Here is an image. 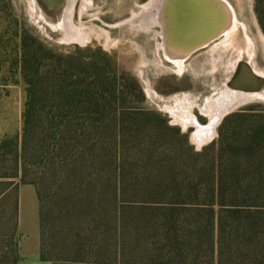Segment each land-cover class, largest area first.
<instances>
[{
	"label": "trees",
	"instance_id": "16d2710c",
	"mask_svg": "<svg viewBox=\"0 0 264 264\" xmlns=\"http://www.w3.org/2000/svg\"><path fill=\"white\" fill-rule=\"evenodd\" d=\"M15 38L8 52L0 36V99L5 70L26 84L21 132L0 140V264L19 262L21 185L53 264H264L262 116L225 118L248 125L194 152L108 58Z\"/></svg>",
	"mask_w": 264,
	"mask_h": 264
},
{
	"label": "rangeland",
	"instance_id": "374dc122",
	"mask_svg": "<svg viewBox=\"0 0 264 264\" xmlns=\"http://www.w3.org/2000/svg\"><path fill=\"white\" fill-rule=\"evenodd\" d=\"M227 1L233 8L235 26L229 36H219L180 64L164 56L159 47V27L147 25V19L142 17L146 11L156 13L157 0H0L1 47L15 52V35L27 32L52 55L106 57L109 70H122L137 80L144 107L164 118L169 127L178 129L187 146L199 152L213 145L208 150L213 152L224 134L244 130L248 125L235 124L233 120L225 123V118L245 112L250 122L258 121V116L264 118V0H259L261 25L255 0ZM149 3L155 4L148 7ZM69 6L70 23L75 26L71 27L81 35L78 40H68L62 28ZM244 68L253 79H246L250 82L243 85L253 83L249 88L252 90L233 91L240 84L237 75H242ZM1 81L0 140L20 134L26 99V84L19 70H5ZM218 108H224V113L213 136L198 142L197 127L191 121L195 120L198 126L205 124L211 110ZM180 117L187 119L188 125L184 126ZM31 207L26 203L29 227L37 218L36 214L31 219L35 214ZM22 244L25 246L28 240Z\"/></svg>",
	"mask_w": 264,
	"mask_h": 264
},
{
	"label": "bare ground",
	"instance_id": "6f19581e",
	"mask_svg": "<svg viewBox=\"0 0 264 264\" xmlns=\"http://www.w3.org/2000/svg\"><path fill=\"white\" fill-rule=\"evenodd\" d=\"M154 4L150 3L149 6ZM154 9H156V13L146 12L142 17L147 19V25L153 24L159 27L158 36L162 41L159 44L160 49L168 60L178 64L182 63L194 51L209 46L219 36H229L228 34L235 27L233 8L227 0H157ZM70 11L72 10L69 6L66 11L67 21L62 25V28L68 40H78L81 35L72 29L75 26L70 23ZM165 13L169 17L164 19ZM251 76L247 68H244L242 75H237V79L240 80L239 86L241 85L240 87L244 91L252 90L249 89L252 82L251 85H243L245 82L249 83L250 81L247 80L250 78L253 79ZM237 82L239 83V81ZM232 86L235 87V85ZM228 92L226 93L228 94ZM219 109L211 110L207 126H198V123L194 122L195 120L191 121V124L194 123L197 127L195 136L198 137V142H203L213 136L215 127L224 113L222 111L224 108ZM205 110L208 112L207 108ZM180 118L184 126L188 125L187 119Z\"/></svg>",
	"mask_w": 264,
	"mask_h": 264
},
{
	"label": "crops",
	"instance_id": "0c3cea01",
	"mask_svg": "<svg viewBox=\"0 0 264 264\" xmlns=\"http://www.w3.org/2000/svg\"><path fill=\"white\" fill-rule=\"evenodd\" d=\"M26 203L31 204L32 218L36 222L32 227L27 225L25 218V206ZM32 232V233H31ZM18 264H53L50 261L42 260L40 258V224H39V204L35 192V188L31 185H21L18 189ZM31 233V236L29 234ZM25 246L23 241H27Z\"/></svg>",
	"mask_w": 264,
	"mask_h": 264
},
{
	"label": "flooded vegetation",
	"instance_id": "af4514ba",
	"mask_svg": "<svg viewBox=\"0 0 264 264\" xmlns=\"http://www.w3.org/2000/svg\"><path fill=\"white\" fill-rule=\"evenodd\" d=\"M149 4H150V3H149ZM149 4H148L147 6H149ZM146 10H147V7H146ZM146 12H148V11H146ZM232 82H233V81H232ZM232 82H231V84H232ZM227 87L230 88V89L233 88V87L231 88V86H227ZM234 90H236V91H238V92H243V93H245V91H244L242 88H240V87H239V88H236V89L233 88V91H234ZM208 123H209V119L207 118V122H206L205 124H200V123H199V124H200L201 126H204V125H207ZM192 128L195 129L194 127H192Z\"/></svg>",
	"mask_w": 264,
	"mask_h": 264
},
{
	"label": "water",
	"instance_id": "95a60500",
	"mask_svg": "<svg viewBox=\"0 0 264 264\" xmlns=\"http://www.w3.org/2000/svg\"><path fill=\"white\" fill-rule=\"evenodd\" d=\"M168 1V0H167Z\"/></svg>",
	"mask_w": 264,
	"mask_h": 264
}]
</instances>
